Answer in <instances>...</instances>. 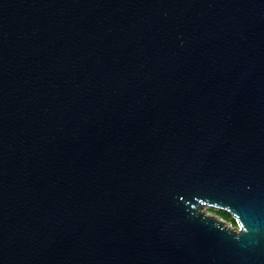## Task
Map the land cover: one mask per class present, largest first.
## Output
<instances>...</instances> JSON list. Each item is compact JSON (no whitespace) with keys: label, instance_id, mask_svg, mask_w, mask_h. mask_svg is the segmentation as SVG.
Here are the masks:
<instances>
[{"label":"water","instance_id":"95a60500","mask_svg":"<svg viewBox=\"0 0 264 264\" xmlns=\"http://www.w3.org/2000/svg\"><path fill=\"white\" fill-rule=\"evenodd\" d=\"M0 264H264V0H0Z\"/></svg>","mask_w":264,"mask_h":264},{"label":"rangeland","instance_id":"374dc122","mask_svg":"<svg viewBox=\"0 0 264 264\" xmlns=\"http://www.w3.org/2000/svg\"><path fill=\"white\" fill-rule=\"evenodd\" d=\"M207 215L212 216L216 219L222 220L224 225L231 227L234 230H238V224L235 219H233L230 215L225 218L224 216H221L220 213H207Z\"/></svg>","mask_w":264,"mask_h":264},{"label":"trees","instance_id":"16d2710c","mask_svg":"<svg viewBox=\"0 0 264 264\" xmlns=\"http://www.w3.org/2000/svg\"><path fill=\"white\" fill-rule=\"evenodd\" d=\"M220 215L224 216L225 218H227L229 216L227 213H224V212H220Z\"/></svg>","mask_w":264,"mask_h":264}]
</instances>
